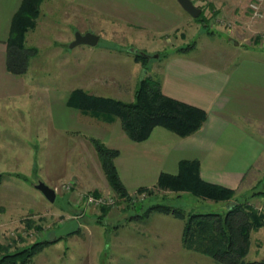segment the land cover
Wrapping results in <instances>:
<instances>
[{
    "label": "rangeland",
    "instance_id": "obj_1",
    "mask_svg": "<svg viewBox=\"0 0 264 264\" xmlns=\"http://www.w3.org/2000/svg\"><path fill=\"white\" fill-rule=\"evenodd\" d=\"M101 2L42 0L37 26L29 31L26 46L37 49L27 69L33 84L32 97L12 100V109L19 107L20 121L29 125L20 129L22 133L16 128L9 131L14 133L13 142H21L22 147L26 142L38 153L34 161L11 157L2 164L5 178L0 186V217L5 218L0 222L9 224L0 226V243L9 244L14 250L36 241L52 240L59 228L76 217L81 224L80 232L47 245L31 264H222L183 247L184 220L156 212L146 217L141 215L155 203L181 207L187 213L224 214L230 205L228 202L204 200L188 192L155 190L153 196L137 200L134 206L124 200L117 201L103 215L100 208L80 205L78 195L72 201L69 195H62L60 186L82 173V168L92 165L95 172L90 177L84 176V187L90 186L88 177L98 180L101 175L97 158L101 161L91 141L97 138L98 126L90 127L84 114L67 105L70 93L83 88L95 95L132 101L136 85L144 76L162 82L165 57L173 50V45L167 43L168 36L122 29L108 22L110 17L105 10L101 11ZM202 15L208 20L213 12L205 5ZM200 28V33L193 31L192 42L200 41L201 33L207 32L205 26ZM77 32L98 34L99 43L71 47ZM255 37L258 41L261 38L260 34ZM140 55H148L147 60ZM13 146L15 153L19 148H15V143ZM18 172L22 175L16 176ZM40 182L59 187L54 202L37 189ZM258 182L253 191L237 194V199L250 200L264 212V196L259 197L262 202L251 200L256 188L264 189V173ZM246 259H264V228L253 230Z\"/></svg>",
    "mask_w": 264,
    "mask_h": 264
},
{
    "label": "crops",
    "instance_id": "obj_2",
    "mask_svg": "<svg viewBox=\"0 0 264 264\" xmlns=\"http://www.w3.org/2000/svg\"><path fill=\"white\" fill-rule=\"evenodd\" d=\"M250 1L203 0V7L207 5L213 12L206 27L177 0H102L101 11L107 12L108 22L122 29L168 36L167 43L173 45V50L165 57L162 69L163 93L207 112L202 127L187 137L158 126L142 142L129 138L120 119L95 123L93 117L82 115L90 127L98 126V139L120 151L116 166L131 194L141 187H154L162 172L176 174L182 160H199L204 180L234 189L237 194L253 191L259 184L264 173V40L258 41L255 36L264 30V16L252 17ZM22 3L23 0H0V172L9 158L34 161L38 153L26 142L25 147L19 141L13 142L14 133L9 131H20L29 125L20 121L18 106L12 109L13 98L32 97L28 72L14 74L7 67L8 40ZM262 10L264 15V2ZM202 25L207 32L201 33L200 41L192 42L193 31L200 33ZM13 143L19 148L15 153ZM97 160L101 174L98 180L89 179L95 172L92 165L86 166L74 179L64 181L73 187L62 195H69L72 201L79 192L114 194ZM86 175L89 188L82 185ZM259 197H253L252 202H262ZM0 224L5 227L9 223Z\"/></svg>",
    "mask_w": 264,
    "mask_h": 264
},
{
    "label": "trees",
    "instance_id": "obj_3",
    "mask_svg": "<svg viewBox=\"0 0 264 264\" xmlns=\"http://www.w3.org/2000/svg\"><path fill=\"white\" fill-rule=\"evenodd\" d=\"M41 3L42 0H23L13 19L8 40L7 67L14 74L26 73L30 58L37 54V49L26 46V35L36 27ZM196 19L207 27V20L202 14ZM140 57L146 59L148 55ZM136 60L138 61V57ZM67 105L84 115L107 123L120 119L123 129L135 142L147 140L158 126L180 137H187L198 131L207 119V112L204 109L165 95L160 81L150 76H144L139 80L132 101L99 96L83 88H76L70 93ZM91 141L98 152L113 192L128 205L134 206L136 203L132 194L123 183L116 166L115 160L120 151L109 147L98 138H91ZM4 178L5 174L0 172V186ZM155 190L188 192L204 200L230 203L224 214L187 213L184 208L167 203H155L145 210L141 216L146 217L156 212L172 214L184 220L182 243L185 249L208 255L222 264H264V259L254 261L246 259L251 248L253 230L264 228V212L250 200L237 199L234 189L204 180L199 160H182L176 174L162 172L154 187H141L136 192L146 193L148 197L153 196ZM94 193L100 194L96 191ZM259 195L264 196V189L256 188L252 193V197ZM100 209L104 215L108 211V206ZM53 242L55 241H36L14 250L11 245L0 243V264H31L33 258Z\"/></svg>",
    "mask_w": 264,
    "mask_h": 264
},
{
    "label": "water",
    "instance_id": "obj_4",
    "mask_svg": "<svg viewBox=\"0 0 264 264\" xmlns=\"http://www.w3.org/2000/svg\"><path fill=\"white\" fill-rule=\"evenodd\" d=\"M178 2L193 18H198L202 14V9L196 6L191 0H178ZM99 40L100 35L98 34L92 32L82 34L80 32H77L74 41L71 43V47L77 46L79 44H88L91 46H95L99 43ZM132 51L135 52V50ZM36 187L45 195V197L50 202H54L56 200L57 192L55 188L47 185L44 182L38 183ZM80 227L81 225L78 218H71L56 231L55 236L52 240L56 241L62 237L76 233L79 231Z\"/></svg>",
    "mask_w": 264,
    "mask_h": 264
},
{
    "label": "built area",
    "instance_id": "obj_5",
    "mask_svg": "<svg viewBox=\"0 0 264 264\" xmlns=\"http://www.w3.org/2000/svg\"><path fill=\"white\" fill-rule=\"evenodd\" d=\"M196 6L200 7L202 9L203 7V0H191ZM264 0H251L249 2V9L251 11V15L254 19H260L263 15L262 5ZM221 23V22H220ZM261 39L264 40V30L259 33ZM73 187V184L71 182L63 183L60 188L63 191H70ZM56 192L59 190L58 188H55ZM146 193H138L135 192L132 194L133 201L136 202L137 200H144L147 196ZM79 204H84L86 207H96L101 208L104 206H112L117 201H121L122 199L118 198L115 194L106 195V194H95L93 192H79Z\"/></svg>",
    "mask_w": 264,
    "mask_h": 264
}]
</instances>
